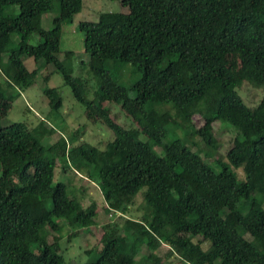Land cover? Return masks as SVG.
Masks as SVG:
<instances>
[{"label": "trees", "instance_id": "1", "mask_svg": "<svg viewBox=\"0 0 264 264\" xmlns=\"http://www.w3.org/2000/svg\"><path fill=\"white\" fill-rule=\"evenodd\" d=\"M82 9L83 0H0V95L32 86L39 71L24 58L40 57L113 131L104 148L82 139L84 127L46 147L42 140L56 126L44 119L33 128L5 124L0 100V264H67L60 237L48 239L50 228L62 229L56 219L74 236L97 225L99 207L55 182L57 157L49 150L63 157L65 172L71 162L83 174L74 183L81 192L84 179L97 183L105 210L115 214L84 264H264V0H128L125 12L81 21L88 68L98 79L91 98L74 75V51L59 57L63 24ZM47 13L50 28L43 26ZM232 56L243 71H235ZM128 64L140 72L130 87L112 75ZM245 81L263 91L256 105L240 94ZM44 92L59 110L58 89ZM113 102L136 126L116 121ZM197 115L204 119L198 127ZM219 122L237 132L221 159ZM170 125L183 138L172 137ZM138 195L143 211L131 216ZM164 244L165 257L157 253Z\"/></svg>", "mask_w": 264, "mask_h": 264}, {"label": "rangeland", "instance_id": "2", "mask_svg": "<svg viewBox=\"0 0 264 264\" xmlns=\"http://www.w3.org/2000/svg\"><path fill=\"white\" fill-rule=\"evenodd\" d=\"M13 9L14 6H7L6 12H10ZM127 10L128 0H83L82 11L76 14L71 22H65L63 24L62 46L59 57L65 59L68 51H74V55L69 57L73 61L74 75L83 79L86 91L90 98L94 95L97 88L98 79L93 73H91L90 68H88L90 54L85 50V36L83 31L79 29V23L83 20H98L101 12H125ZM52 19L53 13L45 14L43 16V26L45 28H50L52 26ZM18 38L19 35L15 33L12 38L13 42L18 43ZM38 38L39 37L35 35L32 42H38ZM231 58L233 60L232 66L235 71L238 73L243 71L244 69H241L237 58L234 56ZM24 60L30 70L38 69L39 78H37L32 86L23 91H17L11 88L9 93L0 95V100L6 105L4 107L5 115L3 117V123L9 124L21 121L25 122L30 128L37 126L42 119L46 120V122L52 123L56 126V130L53 134L45 136L42 140L46 147L51 146L62 137L69 139L72 131L84 127L85 132L82 134V139L104 148L108 141L107 139L111 137V132L113 131L103 124L102 121L97 120L88 108L76 100L72 88L65 83L62 74L55 71V65L48 64L44 66L42 64L43 60H41L40 57H37L36 59L34 57H25ZM84 61H86L87 66ZM131 71L133 73H131ZM47 75H49L50 78L46 83L44 77ZM112 75L114 78L118 79L119 82L130 87L132 82L140 76V72H135L134 67L128 64L121 70L112 69ZM47 85L50 87H56L63 98V105L59 110L51 109L50 98L44 92ZM239 91L246 102L250 105H256L263 95L262 89L256 88L246 81L239 87ZM130 93L133 95L135 94L134 90H130ZM108 105L117 122L126 127L136 126L134 121L122 111L119 104L113 102ZM203 124L204 119L200 115L195 116L196 127ZM168 129L172 137L177 138L180 136L183 138V134L177 126L170 125ZM232 129L229 127L225 128L222 122L217 124L215 131H217L216 133L219 138L220 150L215 158L221 159L225 157L228 150L232 147L237 135V132ZM141 137L146 138V135L141 134ZM197 139L200 141L199 143L203 144V141L200 138L197 137ZM79 142L80 141L76 143ZM190 147L193 150L197 149V146L193 143L190 144ZM156 148L161 152L158 146ZM47 155L57 157L55 182H64L67 186L68 193H71V191L77 193L82 198L85 206L96 204L99 207L97 225L82 229L77 236L72 235L73 230L67 225V221L65 220L56 219L58 227L62 228L61 230L55 231L54 229H49L48 239L50 242H53L57 237H60L62 248L61 253L65 256L67 264H84L89 259L88 251L96 248L100 249L102 247L100 238L103 233V228L101 226L113 219L115 214L114 212L109 213L105 210L106 202L97 183L91 182L87 178L84 179V182H82L81 185L86 187L85 193L81 192L74 183L77 184L82 181L80 175L82 176L83 174L79 171L77 172V169L71 162H69L70 165H67V162L64 163L67 165V171L65 172L62 167V162H64L63 157H61L55 150H49ZM213 160L214 158H206L207 162H213ZM234 170H236L240 180L245 179L246 175L242 168ZM78 185L79 184H77V186ZM142 202L143 197L138 195L136 204L133 205L128 214L136 217L141 215L143 210L140 208V204ZM116 215H119V213ZM246 236L249 239H252L250 234H247ZM204 247H208V242H204ZM33 248L34 250H37L38 246H34ZM168 250L169 246L164 244L157 253L160 256L165 257Z\"/></svg>", "mask_w": 264, "mask_h": 264}]
</instances>
